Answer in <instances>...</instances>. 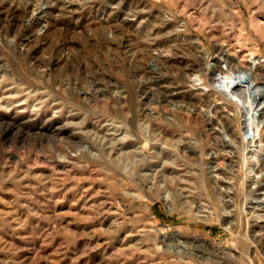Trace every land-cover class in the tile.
<instances>
[{"label": "rangeland", "instance_id": "1", "mask_svg": "<svg viewBox=\"0 0 264 264\" xmlns=\"http://www.w3.org/2000/svg\"><path fill=\"white\" fill-rule=\"evenodd\" d=\"M68 1L20 0V10L0 15V36L42 38L36 59L60 57L66 50L58 46L71 40L77 51L62 65L74 70L68 74L83 84L107 81L81 108L39 78L24 82L37 68L33 56L12 36L0 41V264H264V229L255 224H264V192H250L255 173L238 169L245 156L257 160L253 151L264 142L250 143L244 155L214 131L230 141L224 124L238 132L241 123L249 137L262 127L236 115L232 103H244L226 89L230 80L211 91L210 75H186L201 66L197 37L212 55L224 45L219 65L228 55L245 66L261 60L256 74L264 84V0ZM133 109L135 128L122 118ZM220 115L217 125L211 118ZM219 162L232 179L216 175Z\"/></svg>", "mask_w": 264, "mask_h": 264}, {"label": "bare ground", "instance_id": "2", "mask_svg": "<svg viewBox=\"0 0 264 264\" xmlns=\"http://www.w3.org/2000/svg\"><path fill=\"white\" fill-rule=\"evenodd\" d=\"M10 2L8 4H6V0H0V15L4 14V15H10L12 13V11L14 12H17V10L19 9V2L20 0H9ZM46 1L47 3L46 4H49L51 0H44ZM54 1V0H53ZM59 2V1H58ZM73 1H68L67 4V7H73ZM61 3V1H60ZM68 3H69V6H68ZM26 6V5H25ZM24 6V7H25ZM35 6V5H34ZM23 7V6H22ZM30 9V8H29ZM35 9V8H33ZM20 10V9H19ZM43 11V10H42ZM33 12V11H32ZM40 12V11H39ZM19 13V12H18ZM26 13V12H25ZM34 13V12H33ZM40 16V15H39ZM14 19V18H13ZM166 19V18H165ZM3 20V19H2ZM128 21H131L132 19H127ZM7 22V21H6ZM164 22V21H163ZM166 25V24H164ZM264 25V24H263ZM14 26V25H13ZM3 27V26H2ZM167 27V26H166ZM9 28V27H8ZM159 28V27H158ZM3 31V30H2ZM7 32V31H6ZM10 32V31H9ZM5 33V32H3ZM118 33V32H117ZM6 34V33H5ZM12 36V35H11ZM11 36H0V41L3 40V39H8L9 37ZM181 36V35H180ZM15 40H16V44L18 46H20V52L21 53H25L29 56H33L32 57V60L35 61L36 63V66L37 68L35 69H30L28 70L26 73H25V77L22 78L24 82H27L29 85H35L36 80H33L34 78H39L40 80H42V82L45 84V86H47L48 88H50V90L52 89L53 91H56L58 94H61V97L63 100L65 101H72L75 105H78L80 106L81 108L85 107L86 105V98H94V99H98L100 96H101V93L103 92L102 90V84L106 83H102V81H97V80H91V81H87L84 83L83 79L80 78V75L79 73H77L79 76H75V75H71V74H68V71L70 72H74L73 69H70L68 67L64 68L62 67L63 64H67L69 59L73 56V50L76 48H74V42H72L71 40H68L66 41L63 45L61 44L60 46H58L61 50V52H66L65 53H61L60 54V57H57V58H47V57H41V58H38L36 59L35 57L37 56V53L40 51V49H42L43 44L42 43V38L40 36H25V37H21L19 38L18 36H12ZM177 37V36H176ZM112 38V37H110ZM140 38V37H139ZM191 38V37H190ZM60 39V37H59ZM58 39V40H59ZM130 39V38H129ZM150 39V38H149ZM45 40V39H44ZM128 40V39H127ZM74 41V40H73ZM111 41V40H110ZM133 41V40H132ZM114 44L117 43L115 41H113ZM161 42V41H159ZM124 43V42H123ZM129 43V42H128ZM136 43V42H135ZM142 43V42H141ZM163 43V42H162ZM192 43L196 46H198L200 48V53L201 54V66H197L196 69L193 68V69H190L188 71V73H186V75L188 76V78L190 77V75L194 74V73H198L199 71H201L202 73V76H209L211 77V80H212V83L209 84L210 87L212 88L211 91L214 90H217V91H221V86H224L225 83L227 81H231L230 84H228V86L226 87V89L228 91L232 90L233 93H235L237 96H239L240 100L244 103L243 107L240 108V109H237V105L232 103V105L235 107L236 109V115L238 116H246V117H249V118H253L255 120V122H258L259 126H261V130L257 133H255V130L252 131V136L249 137V132H248V128H243L241 123L239 124L240 126V130L237 132H234L233 131V128H232V125L230 126L229 123L226 125L227 128L224 127V125L221 126L222 129L225 130V135H227V137H230L231 138V142L228 141L225 136H224V132H220V128H218L219 130L217 129H214L215 133L218 135V137L221 138V141L223 143V145L225 147H235L236 143L238 142V147L241 148V150L244 152V155L246 154V150L249 149L250 147V143L253 144V143H263L264 142V132H262V129L264 127V115H263V104H264V100H262L264 98V84H262L261 82H259V78L257 77V74H256V69H259L260 66H261V60L259 59H255L253 61H251V63L248 65V66H245L243 64V62H241V60H237V58L235 57H230L229 55L228 56H225L224 58V62H225V65H219V61L220 59L217 58L219 55L221 54H225L227 53V49L224 48V45L220 47V53L219 55H212L211 52L209 51V49L201 43V40L200 38H193L192 40ZM56 44V43H55ZM77 44H78V41H77ZM76 44V45H77ZM154 44V43H153ZM111 45V44H110ZM122 45V44H121ZM142 45V44H141ZM47 46V44H46ZM53 46V45H52ZM80 46V45H79ZM135 46V45H134ZM133 46V47H134ZM154 46V45H153ZM191 46V45H190ZM56 47V46H55ZM78 47V46H76ZM116 47V46H115ZM58 48V49H59ZM157 48V47H156ZM159 48V46H158ZM12 49V48H11ZM15 49V48H14ZM57 49V48H56ZM126 49V48H125ZM0 50L2 51V49L0 48ZM17 50V49H16ZM119 50V49H118ZM133 50V49H132ZM144 50V49H142ZM153 50V49H151ZM150 50V51H151ZM156 50V49H155ZM166 50V49H165ZM18 51V52H19ZM43 51V50H42ZM77 51V50H76ZM82 51V50H81ZM126 51H130V50H127ZM141 51V50H140ZM164 51V50H163ZM217 51V50H216ZM47 52V51H46ZM51 52V51H50ZM144 52V51H143ZM166 52V51H165ZM168 52V51H167ZM59 53V52H58ZM137 53V52H136ZM148 53V52H147ZM154 53V52H153ZM162 52H158V54H161ZM135 54V53H134ZM133 54V55H134ZM144 54V53H143ZM150 54V53H149ZM170 54V52H169ZM173 54V53H172ZM16 55V54H15ZM51 56V54H48ZM101 55V54H100ZM57 56V55H56ZM131 56V55H129ZM139 56V54H138ZM156 56V55H155ZM154 56V57H155ZM166 56V55H165ZM170 57V55H168ZM19 56H17L18 58ZM21 57V56H20ZM144 57V56H143ZM168 57V58H169ZM1 58V57H0ZM23 58V57H22ZM128 58V57H127ZM141 58V57H140ZM152 58V57H151ZM156 58V57H155ZM166 58V57H165ZM164 58V59H165ZM177 58V56H176ZM31 59V58H30ZM81 59V58H80ZM2 60V59H1ZM1 60H0V63H1ZM25 59H23L24 61ZM27 60V59H26ZM135 60V59H134ZM170 59H168L169 61ZM177 60V59H176ZM77 61V60H76ZM103 61V60H102ZM128 61V60H127ZM154 62V60H152ZM158 61V60H157ZM167 61V60H166ZM188 61V60H187ZM27 62H30V61H27ZM146 62V61H144ZM172 62V61H171ZM97 63V62H96ZM106 63V62H105ZM157 63V62H156ZM161 63V62H159ZM166 63V62H165ZM2 64H3V61H2ZM142 64V63H141ZM139 64V65H141ZM168 64V62H167ZM55 65H58V69L55 68ZM87 65V64H86ZM89 65V64H88ZM95 65V64H93ZM98 65V64H97ZM138 65V64H136ZM158 65V64H156ZM166 65V64H165ZM186 65V63H185ZM188 65V64H187ZM1 66V65H0ZM29 66V65H28ZM33 66V65H32ZM76 66V65H75ZM78 66V65H77ZM76 66V67H77ZM144 66V65H143ZM160 66V65H159ZM168 66V65H167ZM178 66V65H177ZM192 66V65H191ZM194 66V65H193ZM30 67V66H29ZM45 67V68H44ZM87 67V66H86ZM93 67H96V66H93ZM73 68V67H72ZM130 68V67H129ZM135 68V67H134ZM141 68V66H140ZM178 68H180L178 66ZM75 69V68H74ZM88 69V68H86ZM94 69V68H93ZM138 69V68H137ZM176 69V68H174ZM1 70V69H0ZM5 71H7V68L4 69ZM25 70V69H24ZM99 70V69H98ZM145 70V69H143ZM148 70V69H146ZM145 70V72H147ZM164 70V69H163ZM184 70V69H183ZM263 70V69H262ZM77 71V70H76ZM153 71V70H152ZM169 71V70H168ZM172 71V70H171ZM261 71V70H260ZM110 72V71H109ZM150 72V71H149ZM167 73V71H165ZM185 72V71H184ZM263 72V71H262ZM9 73V72H8ZM86 73V72H85ZM99 76H103V78H105V73L104 72H101V71H98L96 72ZM134 73V72H133ZM136 73V72H135ZM164 73V72H163ZM165 73V74H166ZM169 73V72H168ZM178 73V72H177ZM183 73V72H182ZM261 73V72H260ZM7 74V72H6ZM52 74H57V76L61 77V78H56V80H52V81H49L51 80L50 78ZM114 74V73H113ZM83 75V74H82ZM81 75V76H82ZM131 75V74H130ZM135 75V74H134ZM145 75V74H144ZM263 75V74H262ZM88 76V74H87ZM87 76H84V77H87ZM132 76V75H131ZM195 76V74H194ZM19 77V76H18ZM50 77V78H49ZM93 77V76H92ZM133 77V76H132ZM139 77V76H138ZM156 77V76H155ZM168 77V76H167ZM171 77V76H170ZM177 77V76H176ZM180 77V76H179ZM196 78H200L201 77V74H196L195 76ZM10 78V77H9ZM90 78V77H89ZM97 78V77H96ZM159 78V77H158ZM173 78V77H172ZM182 78V77H181ZM191 78V77H190ZM29 79V80H27ZM31 79V80H30ZM91 79V78H90ZM89 79V80H90ZM94 79V77H93ZM128 79V78H127ZM133 79V78H131ZM143 79V78H142ZM150 79V78H149ZM147 79V80H149ZM163 79V77H162ZM167 79V78H166ZM208 79V78H207ZM227 79V80H226ZM18 80V79H17ZM87 80V79H85ZM100 80V79H99ZM139 80V79H138ZM164 80V79H163ZM189 80V79H188ZM216 80H217V85H216ZM116 81V80H115ZM134 81V79H133ZM117 82V81H116ZM142 82H144V80H142ZM148 82V81H147ZM149 82H151V80H149ZM2 83V82H1ZM121 83V82H120ZM120 83H117V84H120ZM133 83V82H132ZM135 83V82H134ZM157 83V82H156ZM172 83V82H171ZM117 84H115L114 88L116 89H119ZM146 84V83H145ZM144 84V85H145ZM152 84V83H151ZM23 85V84H22ZM41 85V84H40ZM167 85V84H166ZM9 86V85H8ZM108 86V85H107ZM122 86V85H121ZM172 86V85H171ZM179 86V85H178ZM41 87V86H40ZM38 87V88H40ZM140 87V86H139ZM183 87V86H182ZM185 87V86H184ZM36 88V89H38ZM57 88H60V89H64L66 94H62L60 91H57L56 89ZM106 88V87H104ZM123 88V87H121ZM149 88V86H148ZM164 88V87H163ZM174 88V86H173ZM181 87H177L175 89H179ZM112 89V88H111ZM110 89V91H112ZM144 89V88H143ZM152 89V88H151ZM156 89V88H155ZM230 89V90H229ZM25 90V89H24ZM28 90V89H27ZM106 90V89H105ZM115 90V89H114ZM148 90V89H147ZM154 90V89H152ZM157 90V89H156ZM155 90V91H156ZM169 90V89H168ZM195 90V88H194ZM194 90H190L188 89L189 93H191L192 95L194 94ZM226 90V91H227ZM109 91V92H110ZM123 91V90H122ZM141 91V90H140ZM151 91V90H150ZM166 91V90H165ZM171 91H174V89H171ZM188 91H183V90H180L178 91L179 94H184V93H188ZM35 92V90L33 91ZM119 92V91H118ZM139 92V91H138ZM157 92V91H156ZM176 92V91H175ZM224 92V90H223ZM107 93V92H106ZM105 93V94H106ZM129 93V92H128ZM135 93V92H134ZM133 93V94H134ZM166 93V92H165ZM172 93V92H171ZM177 93V94H178ZM208 93V92H207ZM212 93V92H211ZM210 93V94H211ZM140 94V93H139ZM138 94V95H139ZM173 94V93H172ZM224 94V93H223ZM103 95V94H102ZM129 95V94H128ZM209 95V94H208ZM212 95V94H211ZM144 96V95H143ZM164 96V94L162 95ZM213 96V95H212ZM58 97V98H59ZM197 97V96H196ZM39 98V97H37ZM104 98V97H103ZM111 98L115 101H117V96L115 95H111ZM152 98V97H151ZM160 99V98H159ZM158 99V100H159ZM101 100V99H100ZM112 100V101H113ZM149 100V99H147ZM211 100V98H210ZM50 101V100H49ZM150 101V100H149ZM162 101V100H161ZM191 101V100H190ZM189 101V102H190ZM198 101V100H197ZM212 101V100H211ZM92 102V101H91ZM144 102V101H143ZM50 103V102H49ZM147 103V102H146ZM193 103V102H192ZM208 103V102H207ZM213 103V102H212ZM45 104V103H44ZM115 104V103H114ZM135 104V103H133ZM150 104V102H149ZM191 104V103H190ZM198 104V103H196ZM215 104V103H214ZM63 105V104H62ZM146 105V104H145ZM193 105V104H192ZM130 106V105H129ZM135 106V105H133ZM196 106V105H195ZM205 106V105H204ZM208 106V105H206ZM58 107V106H57ZM120 108V112H122L124 114V107L123 106H118ZM192 107V106H191ZM201 107V106H200ZM213 107V106H212ZM73 108V107H72ZM149 108V107H148ZM194 108V107H193ZM220 108V107H219ZM225 108V107H224ZM118 109V108H117ZM143 109V108H142ZM197 109V108H196ZM195 109V110H196ZM209 109V108H208ZM112 110V109H111ZM132 110V109H131ZM134 110V109H133ZM199 110V109H198ZM234 110V109H232ZM230 110V111H232ZM66 111V110H65ZM78 111V110H77ZM150 111V110H149ZM148 111V112H149ZM214 111V110H212ZM211 111V112H212ZM222 111V110H221ZM224 111V110H223ZM222 111V112H223ZM199 112H202V108H201V111ZM210 112V111H209ZM46 113V112H45ZM95 113V112H94ZM130 113V112H129ZM145 113V112H144ZM196 113V112H194ZM198 113V112H197ZM203 113V112H202ZM215 113L218 115V110L215 111ZM92 114V113H91ZM98 114V113H97ZM212 114V113H211ZM224 114V113H223ZM229 114V113H228ZM130 115V114H129ZM207 115V114H206ZM205 115V116H206ZM216 115V116H217ZM204 116V117H205ZM226 116V115H225ZM137 117H138V112H136L135 110L131 113L130 116H124L122 117L125 121H128L130 122L132 125L133 128H135V122L137 120ZM221 115H220V118L219 119H212V121H214L215 124L217 125H221ZM234 117V116H233ZM37 118V117H36ZM155 117H153L154 119ZM13 119V118H12ZM105 119V118H104ZM119 119V118H118ZM152 119V118H151ZM234 119V118H233ZM140 120V119H139ZM145 120V119H144ZM155 120V119H154ZM208 120V119H207ZM45 121V120H44ZM124 121V122H125ZM251 121V119H250ZM36 122V121H35ZM97 122V121H96ZM147 122V121H146ZM228 122V121H227ZM49 123V122H48ZM100 123V122H99ZM153 123V122H152ZM129 124V123H128ZM126 124V125H128ZM155 124V123H154ZM129 125V126H130ZM213 125V124H212ZM215 126V125H214ZM65 127V126H64ZM131 127V128H132ZM164 127V126H163ZM217 128V126H215ZM12 128V127H11ZM162 128V127H160ZM157 129V128H156ZM221 129V130H222ZM242 129H244V131H241ZM54 130V129H53ZM135 130V129H134ZM213 130V129H212ZM223 130V131H224ZM12 131V130H11ZM55 131V130H54ZM136 131V130H135ZM64 132V131H63ZM136 133V132H135ZM70 134V133H69ZM164 135V134H163ZM240 135V136H238ZM213 136V135H212ZM70 137V136H69ZM216 137V136H215ZM219 139V138H218ZM220 141V139H219ZM74 142V141H73ZM78 143V142H77ZM234 143V144H233ZM87 144V143H86ZM5 145V144H4ZM143 145V148H147L149 146L148 142H144ZM89 146V145H88ZM100 146V145H99ZM23 148V147H22ZM236 148V147H235ZM234 148V149H235ZM186 149V148H185ZM92 151V150H91ZM87 152V151H86ZM197 152V151H195ZM242 152V153H243ZM34 153V152H33ZM42 153V152H41ZM8 154V153H7ZM14 154V153H13ZM23 154V153H22ZM6 155V154H5ZM253 155H256L258 156L257 157V160L256 161H253L252 159H250L251 157L249 156H245V158H247V162H244V163H241L239 165L240 168H237L240 169V171H243L244 168L246 167V169L248 170L249 169V172H254L255 175L252 177V180H251V184H253V187H251L250 189V192L251 191H260L261 192H264V145L262 144L260 146V149L257 150V151H253ZM35 156V155H34ZM36 157V156H35ZM42 157V156H41ZM213 157H215V159H217L218 161L220 160V157L216 154L214 155ZM87 158V157H86ZM37 159V157H36ZM41 159V158H39ZM55 159V158H54ZM211 159V158H210ZM222 159V158H221ZM243 159V158H242ZM145 160V159H144ZM47 161V160H46ZM53 161V160H52ZM209 161V160H208ZM243 162V160H241ZM55 163V162H54ZM59 165H61L62 167L63 166H66V163L65 162H58ZM121 163V162H120ZM49 164V163H48ZM124 164V163H123ZM239 164V163H238ZM52 165V164H51ZM113 165V164H112ZM237 165V164H236ZM235 165V166H236ZM118 166V165H117ZM150 167V166H149ZM216 167V166H215ZM218 168L215 169L214 171L217 173L216 175L218 177H222L223 179L224 178H231L230 175H229V171L227 169H225L223 167V165L219 162V165L217 166ZM64 168V167H63ZM214 168V167H213ZM233 168V167H232ZM62 169V168H61ZM124 169V168H123ZM233 170V169H232ZM236 170V169H235ZM246 170V171H247ZM169 172V171H168ZM214 172V174H215ZM233 172V171H232ZM239 172V171H238ZM33 173V172H32ZM139 173V172H138ZM236 173V172H235ZM244 173V172H243ZM213 174V175H214ZM233 175V173H231ZM238 174V173H237ZM139 175V174H138ZM215 175V176H216ZM137 176V175H136ZM139 177V176H137ZM212 177V176H211ZM233 177V176H232ZM241 177V176H240ZM221 178V179H222ZM251 178V177H250ZM139 179H141L139 177ZM232 179V178H231ZM247 179H249L247 177ZM142 180V179H141ZM221 181V180H220ZM228 183L230 182L229 180H227ZM231 183V182H230ZM221 185H227V183L225 184V181L222 180V184ZM231 185V184H230ZM227 187V186H226ZM232 187V186H231ZM248 187V186H247ZM246 189V188H245ZM244 191V189H243ZM248 192V191H247ZM230 193V192H229ZM249 193H247L248 195ZM264 194V193H263ZM181 195V194H180ZM234 195V194H233ZM236 196V195H235ZM254 197V196H253ZM258 198V197H257ZM166 201H168V197H165ZM256 199V198H255ZM232 200V198L230 199ZM229 200V201H230ZM254 203H259L260 201L257 199L256 201L252 200ZM232 202V201H231ZM252 202V203H253ZM246 204V203H245ZM226 205V204H225ZM231 205V204H230ZM260 206V205H259ZM231 207V206H230ZM246 208V207H244ZM254 210V209H253ZM228 219V218H227ZM229 224H230V221H228ZM232 223V222H231ZM257 228H262L264 229V224H260L258 222L255 223ZM253 226V224H252ZM239 227V226H238ZM229 228V227H228ZM172 232V231H170ZM250 232V231H249ZM253 233H254V230H253ZM170 234V233H169ZM168 234V235H169ZM252 234V233H251ZM167 235V236H168ZM179 235V234H178ZM173 236V235H172ZM194 237V236H193ZM166 238V236H165ZM171 238V237H170ZM185 238V237H184ZM259 238V237H258ZM250 239V238H249ZM180 240V239H179ZM205 240V239H204ZM207 240V239H206ZM205 240V241H206ZM189 241V240H188ZM195 241V240H194ZM174 242V241H173ZM179 242V241H178ZM208 242V241H206ZM170 245V244H169ZM176 245V244H175ZM174 245V246H175ZM172 246V245H171ZM219 246V245H218ZM221 246V245H220ZM188 247V246H187ZM192 247V246H191ZM198 247V246H197ZM203 247V246H202ZM221 249H225L226 247L224 246H221L220 247ZM260 249V248H259ZM206 250V249H205ZM229 250V249H228ZM217 251V250H216ZM235 251V250H234ZM262 251V250H261ZM128 252V251H127ZM194 252V251H193ZM220 252V251H218ZM226 252V250H225ZM263 252V251H262ZM196 253V252H195ZM224 253V252H222ZM230 253V252H229ZM232 253V252H231ZM235 254V253H234ZM198 256V255H197ZM235 257V256H234ZM118 258V257H117Z\"/></svg>", "mask_w": 264, "mask_h": 264}]
</instances>
